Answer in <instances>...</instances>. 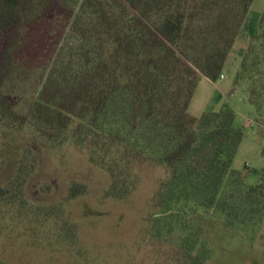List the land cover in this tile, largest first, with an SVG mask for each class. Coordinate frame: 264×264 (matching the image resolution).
<instances>
[{"label":"trees","instance_id":"16d2710c","mask_svg":"<svg viewBox=\"0 0 264 264\" xmlns=\"http://www.w3.org/2000/svg\"><path fill=\"white\" fill-rule=\"evenodd\" d=\"M253 1L0 0V112L85 151L110 174L109 196L128 198L137 185L133 166L150 162L166 172L155 199L167 213L176 214L183 201L214 208L254 240L264 226V173L243 186L232 169L244 137L236 112L225 103L200 118L190 113L201 79L223 75ZM38 37L56 40L41 43L42 56ZM251 43L243 62L250 73L264 45V13ZM34 61L42 75L30 85L29 111L20 115L5 91ZM34 160L25 154L16 176L0 186V221L8 213L22 216ZM83 191L74 185L70 194ZM182 257L181 264H205L191 248Z\"/></svg>","mask_w":264,"mask_h":264},{"label":"rangeland","instance_id":"374dc122","mask_svg":"<svg viewBox=\"0 0 264 264\" xmlns=\"http://www.w3.org/2000/svg\"><path fill=\"white\" fill-rule=\"evenodd\" d=\"M263 13L264 0H254L223 77L217 82L203 77L190 106L198 118L225 103L236 112L235 124L244 137L232 169L243 186L255 184L264 173V45L256 50L260 59L254 72L243 68ZM55 41L38 37L39 55L42 42ZM256 53L249 55L248 68ZM40 66L37 61L23 64L7 84L5 95L20 115L29 111L35 95L30 85L39 82ZM25 154L36 165L24 186L22 216L8 213L0 221V264H181L182 252L190 248L205 257V264H264V226L252 240L243 228L228 226L214 208L183 201L170 215L160 207L155 198L166 178L162 167L135 163V191L126 199L113 198L110 174L72 141L60 145L49 131L21 127L0 112V186L16 176ZM74 185L84 191L73 198Z\"/></svg>","mask_w":264,"mask_h":264},{"label":"crops","instance_id":"0c3cea01","mask_svg":"<svg viewBox=\"0 0 264 264\" xmlns=\"http://www.w3.org/2000/svg\"><path fill=\"white\" fill-rule=\"evenodd\" d=\"M205 79H207V78H205ZM208 81H210L209 79H207ZM210 82H212V81H210Z\"/></svg>","mask_w":264,"mask_h":264},{"label":"built area","instance_id":"2783aa9c","mask_svg":"<svg viewBox=\"0 0 264 264\" xmlns=\"http://www.w3.org/2000/svg\"><path fill=\"white\" fill-rule=\"evenodd\" d=\"M221 77H223V75Z\"/></svg>","mask_w":264,"mask_h":264}]
</instances>
